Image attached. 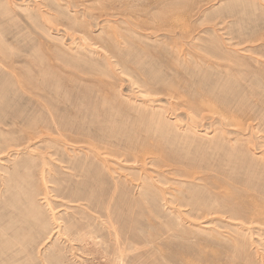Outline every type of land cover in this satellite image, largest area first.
Returning a JSON list of instances; mask_svg holds the SVG:
<instances>
[{
	"label": "rangeland",
	"instance_id": "374dc122",
	"mask_svg": "<svg viewBox=\"0 0 264 264\" xmlns=\"http://www.w3.org/2000/svg\"><path fill=\"white\" fill-rule=\"evenodd\" d=\"M0 264H264V0H0Z\"/></svg>",
	"mask_w": 264,
	"mask_h": 264
}]
</instances>
